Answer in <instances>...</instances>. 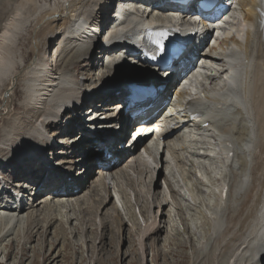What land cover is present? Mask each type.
<instances>
[{
	"label": "bare ground",
	"instance_id": "bare-ground-1",
	"mask_svg": "<svg viewBox=\"0 0 264 264\" xmlns=\"http://www.w3.org/2000/svg\"><path fill=\"white\" fill-rule=\"evenodd\" d=\"M111 1L0 0V169L4 170L2 174L7 182L8 177L13 175L17 179L14 184L29 181L24 190L19 187L23 190V198L18 208L0 213V245L11 237L7 247L3 248L6 258H11L14 245L18 242L16 239L20 236L21 255L25 254L26 245L32 239L38 241L31 246L33 250H40L36 253L34 250L28 264H32L37 256L38 264H59L57 258L61 262L63 260L61 251L55 252L57 247L51 251L50 246L47 248L50 252L44 255L41 252L45 248L43 245L48 246L47 238L52 226L57 221L62 224L56 227L58 232L56 229L52 232L50 243L54 241L55 246L63 238L58 235L59 227L66 229L74 220L77 221L75 227L81 230L82 235L86 234L84 224L87 223L82 221L75 209L76 206L78 210L82 208V202L90 197L89 193H79L81 180L74 177L71 181L65 180L71 174L70 165L78 162L86 170L99 172L100 178L94 186L97 193L94 200L104 198L105 206L110 196L109 193L107 196L106 182L107 172L110 173L112 188L120 195L125 212L127 210L134 220L135 224L132 223L139 234L140 247H145L147 240H160L156 233L165 226L169 232L166 242L171 244L178 240V246L184 247L177 228L180 222L187 234L185 241L193 251V254L190 251L192 258L189 257L192 264H258L264 260V43L261 40L264 31L255 27L259 0H237L244 20L238 23V18L231 15L230 20L216 25L217 35L199 27L195 20L187 19L178 24L183 31L199 33L200 43L204 42L203 48L194 53L195 66L185 76L184 79L188 80L183 85L178 83L176 76L168 82L162 93V97L168 100V106L160 112L155 124L153 122L150 126V119L139 117L135 133L143 136L125 153L130 155L122 165H117L123 157L121 155L114 163L110 162L117 156L113 153L107 129L97 131L109 147L111 157L103 158L102 155L99 162L86 154L71 158L79 146L89 141V136H83L86 135L84 132L79 139L77 134L72 137L77 142L72 145V148L75 147L73 153L61 158L69 169L64 175L54 167L49 168L47 162H37L45 151L44 145L50 149L55 145L50 133L52 128L60 127L62 133L69 135L79 130L76 123L87 126L82 123L79 114H71L68 110H65L69 112L68 122L60 119L61 105L64 106L68 100H75L78 105L80 98H92L95 107H100L93 109L88 119L96 120L100 115H105L107 119L115 108V95L113 92L100 93L99 87H107L106 83L113 73L118 78V72L122 71H131L136 75L148 71L146 67L138 70L132 62L126 67L120 64L111 66L110 61H119L120 54L117 53L120 51L110 52L105 48H112L142 33L147 25L163 26L171 21L168 9L156 19L153 16L143 20L132 11L131 3H127L123 7L127 17L108 27L102 42H95L88 51V47L78 46L80 43L76 40L89 37L83 35L88 28L91 32L97 31L92 20L102 17L108 24L116 21V9L111 13ZM138 3L146 5L145 2ZM235 9L233 6L231 11L235 12ZM88 20L90 25H82ZM53 34L55 38L51 39ZM204 35L206 38L203 40ZM207 43L209 45L205 48ZM52 49L57 50H53L54 66L50 63L52 58H49ZM30 52L37 57L30 58ZM105 55V67H101V75L93 79L95 67L103 63ZM99 56L100 59L93 61V57ZM217 67L219 71H216ZM73 70H77L76 73ZM79 72L86 75L82 83L76 80ZM193 84L197 92L190 97ZM184 85H187L185 89ZM170 93L174 94L173 99L169 98ZM16 99L18 103H15ZM190 110L202 114V119L197 122L188 120L187 112ZM21 111L26 116H22ZM31 115L33 117L28 119ZM119 118L116 117V120ZM143 126L146 127L142 131ZM139 143H142L140 151L133 154ZM228 150L234 151L235 156L227 154V160L223 161L222 154ZM210 153H213L212 156ZM217 163L221 164L219 177L216 176L217 166H213ZM161 165L162 171L159 172L163 175V188L154 189L152 182ZM221 181L228 186L227 196L220 197L217 192V200L212 204L210 193L215 182ZM61 185L64 187L59 188ZM158 185L161 186V182ZM35 186H38L37 194L47 191L43 196L47 198L29 205L24 197L29 199ZM54 188L55 194L49 198ZM3 190L9 194V188ZM17 194H11L10 198L15 200ZM44 202L45 205L41 206ZM113 206L105 210L104 216L110 215L113 222L123 221L118 207L115 203ZM134 206H138L142 216L145 215L143 228L134 218ZM167 206L171 208L166 209ZM84 219L89 226V220ZM108 222L101 218L98 228H105ZM73 231L74 227L70 233ZM143 250L139 251L140 255L133 253L140 264L144 261ZM27 260L22 257L14 264H24ZM98 262L103 261L98 259ZM178 262L181 263V260L176 259Z\"/></svg>",
	"mask_w": 264,
	"mask_h": 264
},
{
	"label": "rangeland",
	"instance_id": "rangeland-1",
	"mask_svg": "<svg viewBox=\"0 0 264 264\" xmlns=\"http://www.w3.org/2000/svg\"><path fill=\"white\" fill-rule=\"evenodd\" d=\"M26 45L29 46L28 43ZM208 45L209 44L207 43L205 45V48H207ZM51 48H53V47H51ZM53 50L57 51L56 49H52L51 54L49 52V58L50 57L52 58V60L50 59L51 60L50 63H51L52 66H54L55 63H56L55 58L52 57L53 53L55 52ZM88 50H89V48H87V51ZM36 57L37 56L35 54H32V53L30 54V58L35 59ZM100 57L101 56H99L97 58L93 57V61H96L97 59H100ZM104 64L105 63L103 61V63H101L100 65L95 67V73H94L95 75L93 76V79L95 77H97V75L98 76L101 75V71L100 70H101V67H102V69L105 67ZM72 68H74V67H72ZM73 71L76 73L77 70H73ZM114 74H116V73H113V74L110 75V77L108 79V83H106L107 87H104V88H100L99 87V90L101 91L100 93H105V90H108V88L111 85H114L115 82L124 81L127 78V75H132L133 73L131 71L118 72V78L115 77ZM112 75H114V76H112ZM77 76L78 77H76V80L79 83H82V81H84V79H85L84 77H86V75H84L82 72H79L77 74ZM87 82H89V81L87 80ZM107 93H110V92H107ZM18 102H19V100L16 99L15 103H18ZM6 111L7 110H5L3 113L5 114ZM21 114H22V116H26V113L23 112V111H21ZM32 117H33V115H31V117L28 116V119L29 118L31 119ZM23 119H25V118H23ZM30 123H31V121L28 124H30ZM57 129H60V127H55L54 129H51L50 133L54 134V136H56L58 141L63 140V141H61L62 144L66 143L68 141V138H67V140H64V137H70V134L69 135L63 134L64 135V137H63V135H61L62 132L60 130L58 132ZM135 129L136 128L133 129L134 132H135ZM77 132H78V130H77ZM77 132L72 134L71 137L75 136L77 134ZM84 132L88 136H90L91 133H92V131H88V130H86ZM96 133L99 134L100 132L96 131ZM131 134H132V132L130 133V135ZM76 143L77 142H75L73 144H76ZM136 143H134V144H136ZM54 144L55 145L53 147L59 145L60 143L58 142V144H57V141H55ZM86 147L87 146H84V147L81 148V146H79L77 148V151L75 152V154L78 153L77 157L81 156L82 154H86V156L89 155L94 161L96 160L95 159L96 156H98V158L102 157V154H98V155L96 154L95 149L93 148V146H90L89 149H86ZM74 148H73V150H74ZM118 148H119V146H117L116 149H113V153L117 157H119V155L123 156L122 159L117 164L118 166H120L128 158V154H127V156H126L125 153H124L125 155L124 154H120L118 152V150L120 151V149H118ZM83 149H85V150L83 151ZM140 149L141 148H139L138 151H140ZM138 151L135 150L132 153L134 154L135 152H138ZM141 152H142V150H141ZM94 153L96 155H94ZM49 154H50V152H49ZM53 154L56 155V151H53ZM71 155H74V154H71ZM125 156H126V158H125ZM62 158H64V157H62ZM71 158H75V157L72 156ZM59 159H61V158H59ZM61 163H62V161H61ZM218 164L219 163H217V164H215L213 166H217ZM71 165H70L71 167H73V165L82 166V165H78V162H76L75 164H71ZM118 166H114V167H118ZM220 166H221V164H220ZM50 167H54L58 171V168L56 166L51 165V166H49V168ZM81 169H84V167L82 166V168H80V170ZM112 169L113 168H111L110 170H112ZM160 170L162 171V165L158 167V170L156 172V174L158 176L155 175V179L152 182V187L154 189H158V188L161 189V186H159L158 183L161 182V185L163 184V175H162V173L160 174V172H159ZM215 170H217V168H215ZM128 171L133 173L131 169H128ZM217 171L219 173V170H217ZM58 172L61 173V175L62 174L64 175L65 171H63V169L60 168V170ZM78 172H79V170H78ZM220 172H221V168H220ZM218 173L216 174V176L219 177L220 174L218 175ZM26 175H28L27 172H26ZM132 175L134 176L135 174L133 173ZM109 176H111V175H110V173L107 172V178H106V182H108L107 196H108V193L110 195L109 197H107V201H106L107 206L104 205V202H105L104 198H102V200H94V198L97 197V193L95 192L96 188L94 186H96L95 183L100 178V174H99L98 171L95 172L94 170L90 171V170L84 169L82 177L76 178L75 175L71 176V178L74 177L76 180L77 179L81 180L82 185H81V188H80L81 190L79 189L80 190L79 193L81 192V194L82 193L84 194V192L85 193L88 192L89 196H90L89 198H87L85 201L82 202V208H81L82 210L81 209L78 210L77 206H76V209H75V211H77V215H79V217H81L82 221H85V223H87V224H84V225H86L85 226L86 234L83 233V235H82L81 230H79V229H77L75 227L74 224L75 223L77 224V221L74 220L73 223H69L68 226H66V229L62 228V226L59 227V232H60L61 235L59 233H58V235L59 236H63V238H61L60 243L57 246H55V242L52 241V243H50V239L52 237V232L55 231L56 227L58 225H62V224H60L57 221L55 223V226H52L51 233L49 234V236L47 238L48 246H47V244L43 245V247H45V248H42V250H43V251L41 250L42 254L44 255L45 252H50V250L53 251L54 247H57L55 252H60L61 251L60 255H61L62 260H63L61 262L59 260V258H57V260L59 261L58 262L59 264H140L139 260L137 259V256H135L133 253L137 252V254L140 255V252H142V250L144 249L143 250L144 251V261H143L142 264H192L191 261H190V259L192 258V256H190L191 255L190 251H192L191 250V246H190V244L187 245V242L185 241L186 238H187V234L183 231V226L181 225L180 222L177 223V228L181 232V238H182L181 240L185 244L184 247H182V245L180 247L178 246V244H177L178 240L174 241L171 244H169V242H166V238H167L168 233H169V232H167L166 226L164 227V229L162 228V229L158 230L157 233H156V237L158 239H160V240H153V239L147 240L145 242L146 243L145 247H143V248L140 247L139 234H137L136 227L134 226V224H135L134 220L127 213V210L125 212V208L123 206V203H122V201H120L121 197H120L119 194L115 193V190H114L115 188H112L111 180H110ZM13 177H15V175H13ZM83 177H85V180H84ZM60 178L62 180L63 176L60 177ZM87 178L89 179V181L87 183L88 187H85V184H86L85 181H87ZM109 181H110V183H109ZM219 184L220 183L215 182V184L213 186L214 190H212V192L210 193L212 195V198H211L212 204H213V200L214 199L217 200L216 199L217 198L216 197V194H217V189L216 188H217V185H219ZM90 188H91V190H90ZM90 192L91 193L93 192V193L90 194ZM40 193L41 192L38 193L39 195L36 198V202H38L39 197H41V196H43L45 194L44 192H42L41 194ZM130 195H131L130 199L133 201L132 194L130 193ZM114 203L118 207L119 214L121 215V218L123 219V221L121 220V221L113 222V221H111V217L108 214H105V216H106V218H105V216H104L105 210L107 208H109V207L112 209V206H113ZM43 205H45V202L43 204H41V206H43ZM83 205H85L86 207L83 206ZM96 205H97V207H96ZM89 206H90V208H89ZM92 207H93L94 210L92 209ZM137 207L134 206V208H132V212H134L133 214H136L134 216V218H136L137 221L136 220L135 221L139 222V224H140L139 226H141L143 228L144 225H145V223H144L145 222V220H144L145 215L143 214V216H144L143 217L142 214H140V212H139L140 209H138ZM167 208L169 209L171 207L167 206ZM97 214H98V217H97ZM84 218L89 220V222H90L89 226H88V221H86ZM95 218H96V220L93 221V219H95ZM101 218H103L106 222L109 221L107 223V225H105L106 226L105 228H102V227L98 228V226H99L98 222H99V220H101ZM107 218L110 219V220H108ZM72 226L74 227V231H73V233H70L71 229L73 228ZM67 227L68 228L70 227L71 229L69 228V230L67 231ZM77 227H79V225H77ZM63 230H64V232H63ZM57 232H58V230H57ZM74 232H77V234H75ZM10 238L11 237L7 238V240H5V243H3V245H0V264H14L15 263L14 261H17V259H18V262H20L22 260V257H24L25 259H28L24 263V264H28L30 262L31 257H33V256H30V255H33L34 250H35V249L34 250L32 249V246H33V244L38 243L36 238H35V240L32 239V241L26 245V247H28V248L25 249V251L28 254L25 252L24 255L23 254L21 255L20 246H21L22 241H20V239H19L20 236H18L17 239H16L18 242H16V244L14 245L15 247L13 248V253L11 255V258L10 257L6 258L5 253L3 252V248L7 247L6 245L10 242ZM40 239H44V238L41 237ZM57 242H59V241H56V243ZM42 243L44 244V241ZM9 246L10 245H8V248H9ZM50 246H52V248L50 250H47V248L49 249ZM94 246H96V247H94ZM39 250L40 249L37 248V250H35V253H36V251H39ZM55 252L53 254H55ZM192 254H193V251H192ZM56 256H58V254ZM189 257H190V259H189ZM7 259H9L8 262H7ZM34 259H35L34 260L35 263L33 262L32 264H38L39 263L38 256L34 257ZM98 259H100L103 262H98ZM176 259H178L179 261L181 260V263H179V262L176 263ZM42 260H44V258ZM42 260H40V261L42 262Z\"/></svg>",
	"mask_w": 264,
	"mask_h": 264
},
{
	"label": "snow or ice",
	"instance_id": "snow-or-ice-1",
	"mask_svg": "<svg viewBox=\"0 0 264 264\" xmlns=\"http://www.w3.org/2000/svg\"><path fill=\"white\" fill-rule=\"evenodd\" d=\"M158 43H160L159 41H158ZM162 47V46H161Z\"/></svg>",
	"mask_w": 264,
	"mask_h": 264
}]
</instances>
